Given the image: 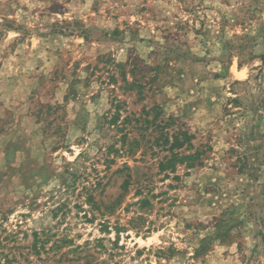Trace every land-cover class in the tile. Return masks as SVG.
I'll list each match as a JSON object with an SVG mask.
<instances>
[{
    "label": "rangeland",
    "instance_id": "rangeland-1",
    "mask_svg": "<svg viewBox=\"0 0 264 264\" xmlns=\"http://www.w3.org/2000/svg\"><path fill=\"white\" fill-rule=\"evenodd\" d=\"M0 264H264V0H0Z\"/></svg>",
    "mask_w": 264,
    "mask_h": 264
},
{
    "label": "trees",
    "instance_id": "trees-1",
    "mask_svg": "<svg viewBox=\"0 0 264 264\" xmlns=\"http://www.w3.org/2000/svg\"><path fill=\"white\" fill-rule=\"evenodd\" d=\"M116 118H117V116H116ZM111 122H112V123H115V119L113 118V119L111 120ZM165 141H166V140H165ZM174 145H175V146H174ZM177 146H180V143L178 142V136L175 135V136H174V141L172 142V144L170 145V147H177ZM173 157H177V159H179L181 156H180L179 153H177V152H173V153H172V158H173ZM172 158H170L169 160H171ZM127 183H128V180H124L123 183H122V186H123V187H126Z\"/></svg>",
    "mask_w": 264,
    "mask_h": 264
}]
</instances>
